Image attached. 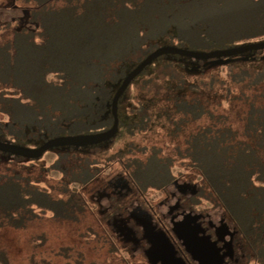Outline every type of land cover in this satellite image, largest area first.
<instances>
[{
  "label": "trees",
  "instance_id": "obj_1",
  "mask_svg": "<svg viewBox=\"0 0 264 264\" xmlns=\"http://www.w3.org/2000/svg\"><path fill=\"white\" fill-rule=\"evenodd\" d=\"M19 1L30 4L29 25L0 44V114L8 118H0V141L12 140L27 147H38L56 136L95 133L111 127V100L116 89L128 72L159 45L209 51L264 40V0H251L257 15L242 33L218 39L201 32L198 40H189L184 33H193L195 19L185 12L187 4L179 3L184 2L181 0ZM164 2L173 13L167 18L159 10ZM179 8L182 12L175 13ZM205 26L209 29V24ZM48 45L62 49L50 57L49 51H43ZM81 45H99L101 59L85 62ZM258 51L264 49L251 52ZM199 60L162 53L150 61L118 98L117 133L144 131L149 124L146 108L161 102H165V108H169L168 103L171 106L166 110L167 118L171 112L178 116L174 119L177 129L202 117L211 120L184 139V155L200 177L190 208L195 211L194 205L202 199L222 207L244 241L259 246L263 258L264 65L257 69L225 65L205 73L198 68ZM192 77L201 82H189ZM133 84L153 93L143 107H138L135 120L127 118L125 107L128 88ZM206 94L241 105V132L229 126L232 117L217 107L219 112L215 114L208 111L211 101ZM94 146L51 148L77 160L72 154L89 153ZM84 158L68 171L62 170L64 180L55 192H47L37 185L29 169L38 158L0 151V159L13 164L0 168V226L29 227L38 218L34 207H46L55 217L75 219L85 204L82 188L95 180L98 172L90 168L96 161ZM170 163V158L159 156L153 149L144 159H125L122 166L132 187L144 195L148 188L161 191L171 183ZM145 165L151 173L146 174ZM0 264H8L1 250Z\"/></svg>",
  "mask_w": 264,
  "mask_h": 264
},
{
  "label": "rangeland",
  "instance_id": "obj_2",
  "mask_svg": "<svg viewBox=\"0 0 264 264\" xmlns=\"http://www.w3.org/2000/svg\"><path fill=\"white\" fill-rule=\"evenodd\" d=\"M181 1L184 2L179 3L187 4L185 12H189L195 19L191 24L193 33L184 32L189 40H198L197 34L201 32L218 39H226L234 34H240L257 15L256 7L251 0ZM156 2H162V0ZM28 7H30V4H25L19 0H0V44L10 40L17 29L29 25L26 24L29 22ZM159 10L163 12L166 18L168 15L173 14L169 13L171 7L168 6V2H164ZM179 12H182L180 8L175 13ZM205 24H209V29ZM98 47L99 45H81L82 50H84L82 59L89 63H92L93 59H101L102 56ZM61 49L59 46L48 45L43 51L45 54L49 51L48 56L51 57L57 50L60 51ZM86 49L88 50L86 51ZM104 49L106 48L104 47ZM30 52L34 53L36 51L31 50ZM199 61L198 68L205 73L215 71L225 65L234 68L257 69L264 65V51H249ZM184 68L182 67L181 71H184ZM188 77L189 75H187V79ZM189 82L200 83L201 81L192 77ZM159 93L161 94V91ZM152 95V92L140 90L137 84L130 85L125 101V107L128 109L126 112L127 118L135 120L138 107H143L146 100L150 99ZM206 95L210 97L209 101H211L207 106L208 111L211 114L220 111L229 115L232 117L229 126L235 131L241 132L243 123L238 120L241 105L236 104V102L227 103L225 100L222 102L220 96ZM159 96L162 97V95ZM164 105L165 102L163 104L161 102L159 105L146 108L149 115V124L144 131H136L133 134L120 131L107 145L92 149V152L89 153L72 154L77 160H72V157L68 159L66 156L59 154L61 149L51 148L32 162L29 168L31 174L37 178V185L47 190V192H55L57 184L64 180L63 177L66 176L61 173L62 170L63 172L68 171V168L74 163L86 159L84 157L96 161V164L91 165L90 168L92 170L97 168L98 172H96V179L86 183L82 188L81 192L85 204L83 210L76 215L75 219L55 217L53 212L46 207H34L33 209L38 218H35L29 227L0 226V250L4 252L8 264H45V262L48 264H148L140 248L128 252L129 245L123 244L121 239L115 236V231L111 226L101 220V214L98 212L96 204V191L104 187L108 181L114 179L117 181L119 177L126 176L122 166L125 159L130 157L144 159L153 149L156 150L159 156L171 159L170 171L176 184L191 183L196 187L198 186L200 177L194 173L193 168H190V164L184 155L185 152H183L184 139L202 124H210L211 120L202 117L180 124L179 129H177V121H174V119H178V116L176 113L172 114L171 112L170 119L167 118L166 110L169 111L171 106L168 103L166 107H169V109L165 108ZM216 107L219 111L216 110ZM0 118L8 121L6 115L0 114ZM12 165L0 159V168L11 167ZM144 169L146 174L152 171L148 165H145ZM168 191L176 193L174 198L169 197L167 199V204L172 205L175 198L180 195L171 183ZM143 196L154 208L158 207L161 213L166 214L167 205L160 204L157 206L163 197L159 190L148 188ZM136 201H142L141 196L134 194V191H130L128 199L123 202L129 207L128 203L135 204ZM99 203L105 208L109 201L102 197ZM194 207L195 211L212 213L213 217L216 218L220 216L219 214H223L228 219L222 207L211 204L207 200L202 199ZM98 219L101 220V223ZM245 254H247V257L248 252ZM246 257L245 264H264V257L259 256L257 260H248Z\"/></svg>",
  "mask_w": 264,
  "mask_h": 264
},
{
  "label": "flooded vegetation",
  "instance_id": "obj_3",
  "mask_svg": "<svg viewBox=\"0 0 264 264\" xmlns=\"http://www.w3.org/2000/svg\"><path fill=\"white\" fill-rule=\"evenodd\" d=\"M107 140L97 143L93 149L99 148L102 145H107L108 142L111 141ZM108 182L104 187L96 191V204L98 212L101 214L100 218L104 221V223L111 226V228L115 231V236L121 239L123 244L129 245L128 252L134 251L136 248H140L142 250V255L148 264L151 263L149 262L145 251L149 247V242L144 237L141 226L135 219L134 214L138 212H142L145 215L148 214L150 216L155 229L158 231L161 230L165 233L173 245L175 255L180 257L184 264H197V262L194 261L184 250L181 242L177 240L175 235L172 233L171 227L173 222L180 220L186 213L199 215V218L196 220L201 229L199 235L209 236L210 240L216 242L219 254L222 255L221 264H245V257L247 255L245 254L246 252H248L246 259H258L261 252L259 246L253 247L252 245L246 243L234 224L230 220L226 219L223 214H219L220 216L216 218L213 217L212 213L193 211V209H191L193 204H190L189 201L196 191L195 185H192L191 183L180 185L176 184L175 181L172 180L171 184L175 186L176 191L180 195L175 198L172 205L167 204V199L169 197L174 198L176 193L168 191L170 184L166 186L165 190H161L160 192L163 197L161 201L158 202L157 206L160 204L167 205V212L164 214L160 212L158 207L154 208L146 200V198H144L143 194L132 187L126 176L119 177L117 181L114 179L113 181ZM117 187L119 188V191ZM130 191H134V194L140 195L142 201H136L135 204L128 203L129 207H127L128 205L123 201L128 199ZM102 197H105L109 201L108 205H105V208H103V205L99 203ZM181 197L184 198L182 199ZM101 220L98 219L99 223H101ZM222 223L227 225L226 229H220ZM223 231H230L232 235L228 236L227 233L222 234ZM156 264H161V262L158 260Z\"/></svg>",
  "mask_w": 264,
  "mask_h": 264
},
{
  "label": "water",
  "instance_id": "obj_4",
  "mask_svg": "<svg viewBox=\"0 0 264 264\" xmlns=\"http://www.w3.org/2000/svg\"><path fill=\"white\" fill-rule=\"evenodd\" d=\"M264 49V40L260 42L248 43L239 46H233L225 49H216L211 51H196L185 49L176 46H161L150 52L142 61H140L134 68H132L125 76L123 81L116 89L111 100V114L113 123L111 127L104 131L65 135L49 138L38 147H27L18 144L0 141V151L19 155L25 158H39L43 153L54 146H88L97 144L113 137L118 131V117H117V102L120 95L127 88L130 81L155 57L162 53H172L178 55H185L193 58L212 59L225 56L240 54L252 50ZM135 213V210H134ZM142 212L135 213V219L141 226L142 232L146 240L149 242V247L145 254L151 264H156L159 260L161 264H184L182 259L175 255V250L168 237L161 230H156L151 218L148 214ZM199 218L198 214L186 213L178 221L172 223L171 231L181 242L184 250L197 262V264H221L222 255L219 254V249L216 247V242L210 240L209 236L199 235L201 231L196 220ZM227 225L222 223L220 229H226ZM231 236L230 231L222 232V234Z\"/></svg>",
  "mask_w": 264,
  "mask_h": 264
}]
</instances>
